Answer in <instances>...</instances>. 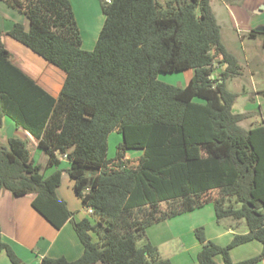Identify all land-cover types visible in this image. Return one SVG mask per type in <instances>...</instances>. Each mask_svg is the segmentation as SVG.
I'll return each mask as SVG.
<instances>
[{"label":"trees","instance_id":"16d2710c","mask_svg":"<svg viewBox=\"0 0 264 264\" xmlns=\"http://www.w3.org/2000/svg\"><path fill=\"white\" fill-rule=\"evenodd\" d=\"M0 1L28 23L14 22L6 34L64 74L55 97L13 62L0 24V118L32 135L54 169L45 176L26 141L10 137L0 144V190L33 195L32 207L57 229L71 222L83 247L73 260L43 256L38 264H172L150 241H136L148 226L208 203L216 219H243L248 231L220 246L196 228L198 262L264 259V126L245 129L239 122L248 113L232 111L236 94L225 82L240 65L221 41L210 0H99L104 21L92 50L82 48L70 0ZM216 58L226 66L212 78ZM187 69L193 75L182 87L158 79ZM114 130L122 140L108 158ZM131 149L141 150L134 163L125 158ZM61 156L81 206L91 209L80 220L56 193ZM251 240L261 252L232 261L231 249ZM1 252L25 264L0 237Z\"/></svg>","mask_w":264,"mask_h":264},{"label":"crops","instance_id":"0c3cea01","mask_svg":"<svg viewBox=\"0 0 264 264\" xmlns=\"http://www.w3.org/2000/svg\"><path fill=\"white\" fill-rule=\"evenodd\" d=\"M222 2L227 5L229 9H231V6H229L225 0H222ZM247 2H249L250 11H258L259 15L253 13L254 16L251 15L245 17L242 21L243 29H241V32L246 31L245 33H249L251 30H255L257 33H264V18L259 17L260 14L264 13V7L261 11L257 10L259 5L264 4V0H247ZM70 4L78 23L79 20L84 21V26L87 24V26L93 25L96 28L101 25L100 21L102 19V10L99 0H70ZM239 18L240 17L237 19ZM1 23L2 22L0 19V24ZM13 23L14 22H10V25ZM261 26L263 28L262 30L255 29V27ZM10 27L11 26H9V28ZM1 28V40L6 47L4 36H8L6 31L9 28H3L2 24ZM12 60L28 75L35 79L38 84L44 87L51 95L55 97L58 95L63 82L61 78L60 82L55 85L51 80L46 81V79L42 77L44 76L42 75L43 72L34 73L32 69L26 70L22 67V65L17 63L14 58ZM247 61L250 75L251 95H248L245 91L244 84L246 83V79L242 76L241 69L240 74L235 76L240 78L237 79L238 81L242 80V83L240 82L243 84L241 86V91L235 92L227 87V81L234 77L227 79L225 85L229 91L236 94V98L232 104V111L234 113H248L249 116L246 118H250L252 113H255L254 106L258 103L257 106L260 109L259 113L261 115V121L255 120V123L256 125L262 124L264 126V99L261 98L259 89H256V84L258 81L256 80L257 77H255L259 70L262 69L264 71V60L262 58L261 60L257 59V55L254 54L252 59L247 57ZM40 64L43 66V70L47 68V65H45L44 61L43 63L40 61ZM219 65L220 69L218 72L220 73V71L224 70L226 65ZM52 71L55 72L54 70ZM211 77L218 78L217 75ZM44 81L47 85L43 84ZM262 94L264 95V91ZM261 101H263V104ZM249 102L250 104L248 105ZM243 120L239 122L240 125ZM10 137H19L26 141L30 158L35 164L40 166L42 171L44 169L42 166L46 165L47 157L43 153L39 152L40 149L37 147V141L35 138L23 128L16 127L14 122L8 116H2L0 118V144L6 145L7 140ZM64 159L66 158L61 156V163H63L62 160ZM53 170H51V172H53ZM69 182L72 189V183L71 181ZM59 187L57 189H59ZM58 197H63L62 199L66 201L68 208L71 211L73 210L72 207H77L76 205L78 204V201L80 202L77 197L76 200L73 199V197H70L69 193H66V198L65 196ZM32 199L33 195L30 194L21 197H15L8 190H0L1 239L11 246L18 258L25 264H38L43 256H64L68 260H73L80 256L83 247L76 236V233L74 232L71 222H66L59 229L55 228L32 207ZM68 199L70 200V203L68 202ZM84 216L85 215L82 214L78 215V213H74L73 215L75 220H80ZM225 219L235 220L229 217L216 219L213 209H211L209 205L208 207L205 205L200 209H196L194 211L187 212L174 218L148 226L147 233H145V238L152 244L156 245L159 254L168 253L167 256L164 257L165 259L170 260L172 264H200L197 259V254L201 249V243L198 241L194 233L197 227L200 225L203 226L206 237L220 246H224L229 243L234 234H243L248 231L244 230L239 233L235 232L232 226L233 223H231V221H229V223L223 221ZM167 247H169V249ZM171 247H175L174 251L170 250ZM261 249L262 244L259 241L251 240L232 248L230 251V257L232 261L237 262L258 255L261 252ZM215 261L221 263V256H216ZM0 264H12L4 252L0 253ZM256 264H264V259Z\"/></svg>","mask_w":264,"mask_h":264},{"label":"rangeland","instance_id":"374dc122","mask_svg":"<svg viewBox=\"0 0 264 264\" xmlns=\"http://www.w3.org/2000/svg\"><path fill=\"white\" fill-rule=\"evenodd\" d=\"M160 3L164 4L165 0H158ZM225 2L228 3L229 6H231V9L228 8L227 5H225L222 0H211V8L216 16L217 22L220 26V37L221 41L226 48L228 52L233 54L240 65L241 69V74L242 76L246 79V83L244 84L245 86V91L247 92L248 95H251V86H250V75H249V68H248V61L247 57H250L252 59L253 55H257V59L261 60V58L264 60V47H263V41H264V33L263 32H258L256 34L255 38H252L248 36V33L241 32L242 27V21L245 17L247 16H254L253 13L256 15H259L258 11L252 10L250 11V6L249 2L247 0H225ZM262 7H264V4H261L258 6L257 10H263ZM245 11V12H244ZM198 8L196 9V13H198ZM102 19L100 21V26L98 28L94 27L93 25H88L85 24L83 25L84 21H80L79 23L77 22L78 29L81 34L82 38V48L86 50H92L94 48L97 36L99 34V31L102 27L103 21H104V16L103 13H101ZM240 17L239 19H237ZM260 18H264V13L260 14ZM0 19H1V24L3 28H9L10 22H23L27 28L28 23L27 19L23 14H20L16 10L8 7L5 3L0 1ZM76 19V18H75ZM15 20V21H14ZM94 23V21H93ZM240 26V27H239ZM262 27V26H261ZM96 28V29H95ZM257 29V27H255ZM4 42L6 44L7 49L10 51L11 58L15 59L17 63L22 65L23 68L26 70H31L34 73H41L43 72L42 77L46 79V81L51 80L53 84H58L60 82V78L63 80L64 74L63 72L51 65L47 64L40 56L34 54L30 49L26 48L22 44L14 41L13 39L9 38L8 36H4ZM260 55V56H259ZM40 61L43 63L45 62V65H47V68L43 70V66H41ZM220 69V65L217 63V58L216 61L214 62V68L212 71L211 76H219L218 70ZM54 70L55 72H53ZM218 72V73H217ZM193 75V70L192 69H187L184 71H175V72H168V73H159L158 74V79L171 84L175 86H184L190 79V77ZM257 77V84H256V89H259V94L261 98L264 99V95L262 92L264 91V71L261 69L259 72L255 75ZM254 77V78H255ZM215 78V77H214ZM237 79H240L239 77H234L231 78L227 81V87L235 92L241 91V81H238ZM241 82V83H240ZM43 84H46L44 81ZM47 85V84H46ZM248 101V100H247ZM250 101V100H249ZM258 101V100H257ZM256 101V102H257ZM263 104V101H261ZM250 102L248 103V105ZM258 104V103H257ZM257 104L254 106V111L255 113H252L250 118H246L241 122V125L245 128H252L256 125L255 120L261 121V115L259 113V108ZM122 140L121 134L118 133L116 130L112 131L107 140V157L108 158H114L116 155V150H117V145L119 142ZM39 152L43 153L44 155L45 152L43 150H40ZM141 155V150L139 149H131L126 152L125 158L129 159L131 162H135L136 159ZM63 163L60 164V167L62 168V179H61V184L59 189H57V195L58 196H65L66 198V193H69L70 197H73V199L76 200V195L74 191L71 189L70 186V180L66 171V168L68 166V160L64 159L62 160ZM44 169L42 170V173L47 176L48 174L51 173L52 168H46V165H43ZM73 195V196H72ZM210 195L215 196L216 192H211ZM63 198V197H61ZM67 200V199H66ZM74 200V201H75ZM68 202L70 203V200L68 199ZM208 205L213 209L212 203H208ZM77 207H72L74 213H78V215H85L87 216V211L85 208L81 207L80 202L78 201V204L76 205ZM161 207H165V204H161ZM229 223H233V228L234 231L239 233L244 230H248V227L246 225L245 220H223ZM233 221V222H232ZM202 227L203 226H199ZM148 228V227H147ZM147 228L145 233H147ZM198 228V227H197ZM204 229V228H203ZM205 232V231H204ZM241 234V233H239ZM146 236V234H145ZM147 239L144 237L142 239H138L136 241V245L139 247L144 244V242ZM169 249V247H167ZM175 247H171L170 250L174 251ZM168 253H160V257L164 258V256H167Z\"/></svg>","mask_w":264,"mask_h":264},{"label":"built area","instance_id":"2783aa9c","mask_svg":"<svg viewBox=\"0 0 264 264\" xmlns=\"http://www.w3.org/2000/svg\"><path fill=\"white\" fill-rule=\"evenodd\" d=\"M106 2H109L110 0H105ZM87 213H91V209L87 210Z\"/></svg>","mask_w":264,"mask_h":264},{"label":"water","instance_id":"95a60500","mask_svg":"<svg viewBox=\"0 0 264 264\" xmlns=\"http://www.w3.org/2000/svg\"><path fill=\"white\" fill-rule=\"evenodd\" d=\"M263 8V7H262ZM263 28L262 27H257V29L256 30H262Z\"/></svg>","mask_w":264,"mask_h":264}]
</instances>
